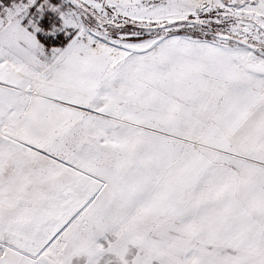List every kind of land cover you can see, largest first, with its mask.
<instances>
[{
	"label": "snow or ice",
	"instance_id": "obj_1",
	"mask_svg": "<svg viewBox=\"0 0 264 264\" xmlns=\"http://www.w3.org/2000/svg\"><path fill=\"white\" fill-rule=\"evenodd\" d=\"M0 264H264V0H0Z\"/></svg>",
	"mask_w": 264,
	"mask_h": 264
}]
</instances>
